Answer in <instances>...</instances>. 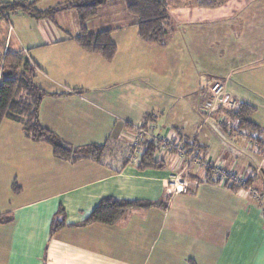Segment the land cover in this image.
Here are the masks:
<instances>
[{
    "label": "crops",
    "instance_id": "obj_1",
    "mask_svg": "<svg viewBox=\"0 0 264 264\" xmlns=\"http://www.w3.org/2000/svg\"><path fill=\"white\" fill-rule=\"evenodd\" d=\"M23 1L44 10L74 0ZM165 2L164 45L138 36L137 18L124 0L98 8L85 26L89 33L110 31L116 51L109 60L75 40L74 8L41 19L10 11L20 49L9 48L15 30L9 24L0 55L22 52L35 65L34 82L47 92L38 121L68 145H101L103 152L98 160L58 159L48 143L26 137L21 123L1 121L0 216L6 220L0 222V264H264V0ZM21 20L27 29L19 27ZM215 81L222 85L221 98L254 107L250 119L261 139L238 129L226 107L208 113ZM178 93L198 97L197 112L167 119L170 98L179 100ZM145 120L250 179L262 199L158 149L155 166L139 168L127 160L130 134ZM172 174L187 179L185 192L168 191ZM253 174H261V190L252 185ZM105 197L153 205L127 210L110 225L82 224ZM59 207L65 225L51 233Z\"/></svg>",
    "mask_w": 264,
    "mask_h": 264
},
{
    "label": "trees",
    "instance_id": "obj_2",
    "mask_svg": "<svg viewBox=\"0 0 264 264\" xmlns=\"http://www.w3.org/2000/svg\"><path fill=\"white\" fill-rule=\"evenodd\" d=\"M108 0H74L58 3L44 10H37L32 2L0 1V15L14 10L27 12L35 19L52 18L57 12L67 8H74L78 15L79 34L75 40L89 52L101 54L111 59L116 51L115 44L110 38L109 30L89 33L86 21L93 17L98 8ZM126 11L137 18L136 28L138 36L147 42L164 45L168 30V8L165 0H124ZM35 65L22 52L6 51L0 55V123L4 118L22 124L23 132L32 141H44L51 146L52 154L58 159L73 160L91 156L98 160L103 152L101 145L73 147L61 141L50 129L38 121V112L42 98L47 94L34 82ZM254 107L239 102L235 110L227 115L238 129L248 131L259 138L262 134L260 127L250 119ZM145 120L144 122H146ZM158 143L154 140L146 141L142 146V155L137 163L139 168L155 166V154ZM209 179H213L211 171L207 170ZM215 181V180H214ZM250 183V179H247ZM236 188L233 185H227ZM17 186L13 187L16 191ZM152 203L138 200H121L112 197L102 198L89 212L82 224L99 222L113 224L117 222L127 210L147 208ZM0 216V222L5 221ZM65 225V212L59 207L50 223V232H54Z\"/></svg>",
    "mask_w": 264,
    "mask_h": 264
},
{
    "label": "built area",
    "instance_id": "obj_3",
    "mask_svg": "<svg viewBox=\"0 0 264 264\" xmlns=\"http://www.w3.org/2000/svg\"><path fill=\"white\" fill-rule=\"evenodd\" d=\"M210 90L212 98L205 104L206 109L209 111L208 113H211L216 106L235 110L237 107L236 100L229 97L221 98L222 85L219 81L213 82ZM149 140H154L158 143V152L177 155L184 162V166L189 167L195 165L204 168L212 172L218 183L241 187L252 192L259 199L262 197L261 194L247 182L246 177L237 175L231 170L224 169L220 164L212 162L211 158L202 152L189 150L181 140L161 134L157 131L154 124L150 122H140L131 132L126 153L127 160L138 162L142 155V146ZM168 180V191L170 193L185 192L187 190L188 181L184 176L172 174Z\"/></svg>",
    "mask_w": 264,
    "mask_h": 264
},
{
    "label": "rangeland",
    "instance_id": "obj_4",
    "mask_svg": "<svg viewBox=\"0 0 264 264\" xmlns=\"http://www.w3.org/2000/svg\"><path fill=\"white\" fill-rule=\"evenodd\" d=\"M169 1V5L170 7L172 6V4H175L177 0H167ZM6 14H8V19L6 18L5 15H0V52H1V48H2V45L4 44V41H5V38H6V35H7V28H8V25H14L15 26V30L11 36V43H10V50H17V49H20L18 44H17V37H16V32L18 30V26L15 24L16 22L18 21H15V19L13 18V12H7ZM18 14H23L21 11H18ZM21 23V24H20ZM18 25L19 27L23 28V29H27L26 27V23L25 21L21 20ZM10 37V35H9ZM24 54H26L24 52ZM35 72H36V67H35ZM170 82H171V79H170ZM179 95H181V98L178 100V99H174V97L170 98V104L166 110V113L167 114V119H170V118H173L174 120H177V119H180V118H186V117H190L188 115V113L190 111H193L195 110L197 112V109H198V101H199V98L197 97L196 100L194 99V96L193 94H189V95H184V94H180L178 93ZM164 100V103H166V100L167 99H163ZM201 103H202V100H201ZM202 106L200 105L199 108H201ZM192 113V112H190ZM258 116L259 115H262L261 113L257 114ZM255 117V116H254ZM259 118H261L262 120H264V116H260ZM211 121V120H210ZM161 122V121H160ZM159 122V123H160ZM210 123V122H208ZM219 133L221 135H223V137L225 139H232L231 137H229L226 132H224L223 130L219 129ZM204 131H202L203 133ZM248 132V131H247ZM232 136V135H231ZM261 139V137H260ZM256 143L261 145L259 139H255ZM217 144L218 142H222V140L219 139V137H217L215 140H214ZM251 158H254L257 159L255 161H251L250 165L251 167H256L257 166V163H258V158H257V154L256 153H251ZM253 180H252V185L257 188L258 190H261L262 189V185H261V180H262V177H261V174H253Z\"/></svg>",
    "mask_w": 264,
    "mask_h": 264
}]
</instances>
